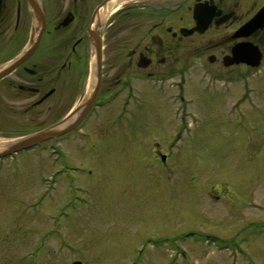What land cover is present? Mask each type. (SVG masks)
Returning a JSON list of instances; mask_svg holds the SVG:
<instances>
[{"label": "rangeland", "instance_id": "1", "mask_svg": "<svg viewBox=\"0 0 264 264\" xmlns=\"http://www.w3.org/2000/svg\"><path fill=\"white\" fill-rule=\"evenodd\" d=\"M160 3L140 0L114 27L105 23L98 97L116 98L69 131L57 147L59 165L50 139L0 161V264H264V67H209L208 48L223 43L224 31L191 40L175 59L207 50L194 53L184 80L155 85L134 76L139 52L152 47ZM93 63L90 46L70 72H80L81 83L71 94L72 84L59 85L65 97L53 99L65 100L62 112L39 127L0 124V138H23L67 117L85 101ZM60 165L80 171L55 179Z\"/></svg>", "mask_w": 264, "mask_h": 264}, {"label": "flooded vegetation", "instance_id": "2", "mask_svg": "<svg viewBox=\"0 0 264 264\" xmlns=\"http://www.w3.org/2000/svg\"><path fill=\"white\" fill-rule=\"evenodd\" d=\"M103 1L0 0V73H4L11 63L19 61V67L13 73L0 79L2 126H17L30 121L39 127L53 116V112H62L65 100L60 99L62 101L58 104L54 103L53 99L61 92L64 93L63 99L65 97V89L60 90L59 85L68 88V85L72 84L71 94L81 83L78 76L80 72L76 70L73 75L70 72L73 64H79L92 45L91 37L96 36L93 32V16ZM161 2L155 9L161 21L153 28L156 34L151 42L152 47L149 44L145 45L139 52L140 61L137 68L146 72L148 76L176 78L189 73L193 65L195 66L194 53L201 52L204 57L207 50L205 48L203 51L191 50L186 59L178 64H174L175 59L181 53H186L191 40L208 35L215 36L224 31H228L229 34L222 38L223 43L208 48L207 63L210 67L219 65L225 70L246 67L248 71L250 67L245 64L226 67V64L232 61L230 57L233 49L245 43L257 46L264 58V27L249 37L241 35V29L264 8V0H161ZM196 8L201 9L205 16H212L209 29L204 34L197 31L198 24L194 17ZM144 9L146 7L142 8ZM182 9L186 15L181 17ZM117 15L119 13L110 20L109 28L116 25ZM193 46L198 47L196 44ZM30 50L33 52L25 56ZM133 56H136L135 52ZM171 58L172 62L169 60ZM172 63L173 67L165 72L159 69ZM59 64L61 66L56 71ZM53 103L55 111L51 107ZM66 115L63 114L46 129L62 122ZM44 128L33 133L46 130ZM67 136L49 142L64 143L68 141Z\"/></svg>", "mask_w": 264, "mask_h": 264}, {"label": "water", "instance_id": "3", "mask_svg": "<svg viewBox=\"0 0 264 264\" xmlns=\"http://www.w3.org/2000/svg\"><path fill=\"white\" fill-rule=\"evenodd\" d=\"M112 0H105L103 2V4L99 7V9L96 11L94 17H93V21L96 17V15L99 13L100 9H102L104 6H106L109 2H111ZM195 18L198 21V28L197 30L200 33H204L208 27H209V22L206 23L203 21V15L201 13H198V10H195ZM264 23V9L259 13V15L252 21L250 22L246 27H244L241 31L242 34L241 35H250L252 34L254 31H256L257 29H259ZM102 35V32H101ZM92 38L94 39V51H95V57H96V63L98 66V84L96 87V90L94 92V96L92 101L88 104L86 110H85V114L88 111V109L92 106L94 99L96 98L100 86H101V80H102V41L99 38H96L94 36H92ZM247 47H237L234 49L233 51V56H234V62H231L229 65H232L233 63H240V62H246L249 63L252 66H259L260 65V61H261V56L260 54H254L251 55V60L248 61L247 57H250V54L247 50ZM32 51H30L31 53ZM19 65V62L11 65L10 67H8V69L4 70V73L1 72L0 73V79H2L3 77L8 76L9 74H11ZM84 114V115H85ZM83 117V116H82ZM81 119L78 120V122ZM67 131V129H63V130H59L58 127L57 128H53L50 130H47L45 132H42L40 134H37L35 136H31L28 138H25L23 140H20L19 142L9 145L7 146L4 150L0 151V159L5 158L9 155L18 153L20 151H23L29 147H32L33 145H36L38 143H41L47 139L56 137L58 135H61L63 132ZM163 160H165V157L163 158ZM75 264H81V263H75Z\"/></svg>", "mask_w": 264, "mask_h": 264}, {"label": "bare ground", "instance_id": "4", "mask_svg": "<svg viewBox=\"0 0 264 264\" xmlns=\"http://www.w3.org/2000/svg\"><path fill=\"white\" fill-rule=\"evenodd\" d=\"M139 1L140 0H112L111 2H109L103 9H101L99 11L98 15L96 16V20L94 22L93 32L101 40L100 31L102 28H104L105 23L107 22V24H108L109 21L119 11H121L124 7H126L132 3H137ZM97 26H99L100 28H97ZM93 58H94V56H93ZM97 81H98V71H97V65L94 62L93 66H92L91 74L89 76L88 81L86 82L85 102L82 105H80V107L76 111V114L68 122L72 123L73 121H75V120H77L83 116L85 108L88 106L89 102L91 101V99L93 97V92L96 89ZM90 121H91V118H90L89 122ZM89 122L86 124V126L89 125ZM70 123H67L66 125L68 126ZM19 141H18V139L0 138V151L4 150L7 146L15 144Z\"/></svg>", "mask_w": 264, "mask_h": 264}]
</instances>
